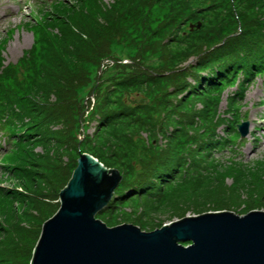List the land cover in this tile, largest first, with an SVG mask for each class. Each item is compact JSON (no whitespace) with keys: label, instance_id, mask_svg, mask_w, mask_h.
<instances>
[{"label":"rangeland","instance_id":"rangeland-1","mask_svg":"<svg viewBox=\"0 0 264 264\" xmlns=\"http://www.w3.org/2000/svg\"><path fill=\"white\" fill-rule=\"evenodd\" d=\"M37 1L0 0V43L5 41L0 53L4 64H17L21 119L13 149L4 142L5 135L0 147V264H27L44 222L60 206L59 193L79 153L120 171L115 197L141 184L163 153L186 152L194 141L183 135L171 139L160 126L176 121L174 97L183 98L176 112L186 122L194 115L187 124L194 136L201 131L197 119L206 114V99L204 93L178 97L174 77L197 66L217 46L220 34L247 33L245 22L259 25L264 20V0H76L68 19L62 13L49 18L55 3L43 5L47 11L40 14ZM198 22L199 31L191 30L190 24ZM257 30L249 29L248 41ZM54 45L58 52L51 50ZM30 50V61L21 65ZM64 74L72 82L64 83ZM237 87L234 81L225 82L210 92L216 114L250 122V132L239 139L236 151L226 149L203 162L199 155L163 187L157 180L150 193L113 201L97 217L109 227L130 223L153 231L208 212L264 211V75L255 77L240 101ZM173 92L174 97L169 95ZM119 110L121 115L104 122V116ZM20 136L25 144L15 150ZM11 156L19 167L3 168V159Z\"/></svg>","mask_w":264,"mask_h":264},{"label":"water","instance_id":"water-1","mask_svg":"<svg viewBox=\"0 0 264 264\" xmlns=\"http://www.w3.org/2000/svg\"><path fill=\"white\" fill-rule=\"evenodd\" d=\"M249 125H238L242 137ZM79 155L30 264H264L263 210L187 216L153 231L130 223L109 227L97 215L111 202L122 175L92 154Z\"/></svg>","mask_w":264,"mask_h":264},{"label":"trees","instance_id":"trees-1","mask_svg":"<svg viewBox=\"0 0 264 264\" xmlns=\"http://www.w3.org/2000/svg\"><path fill=\"white\" fill-rule=\"evenodd\" d=\"M74 1L75 3L72 4L61 3L60 0L55 2L51 13H49V18H53L59 13H62L67 19L71 17L72 14L68 12V8H73L76 5V0ZM256 17L257 16H255L254 19H256ZM49 18L47 19V23L51 20ZM254 26H256V29L258 28V30L254 39L250 42L247 40L246 36H251L249 29ZM244 27L246 28L247 33L242 30L241 32L233 31L226 35L220 34L217 36L216 39L219 40L216 44L217 46H212V50L205 52V54H203L197 61V66H194L193 69H188L190 68L188 67L181 70L180 75L178 74L174 77V79L178 81V83L175 84V91L179 93L178 97L179 95L186 96L190 93H204L207 107L206 114L205 111H203V114L197 119V127L200 126L201 131L197 132L194 136H190V131L187 130V124H190L193 121L194 115H188L190 122H186L187 120L180 114L181 111L176 112V108H180L183 98L176 99L174 97L176 92H173L172 94H169L175 99V103L173 102L172 104V112H175L178 115V118H176V121L170 125L172 128H170V126L167 127V122H162L160 127L162 131L166 132L168 137L171 139L179 138L180 135H183V139L184 137L186 139H192L194 141L192 145L187 148L186 152H182V154L177 156L176 154L179 152L163 153L156 160V164H158V166L151 169L148 174L142 176L141 179L143 180L142 182L140 181L141 184L139 183L138 185L130 188L128 193L123 194L122 196L116 195L117 197L115 196L108 206H110L113 201L126 196L129 197L133 194L150 193L151 189L155 188V182L157 180L161 181V187H163L167 180H171L173 177L177 178L181 172H185L189 166H192L193 162L198 159L199 155L200 160L202 159L203 162L208 161L210 157L214 159V155L217 152L220 153L226 149L232 153L236 151L240 138L239 132L236 128L237 123H239V116H234L232 121H229V118L221 117L219 114H216V109L212 110L211 108L215 106L214 103L216 102L215 98L211 99L212 96L210 92L218 87L221 88L222 84L225 82L234 81L238 86L235 96L236 98H239L240 101L243 98L248 85L253 81V79L258 74L264 73V20L261 21L259 25H251L245 22ZM198 29L199 28L194 29L193 31L196 32ZM220 32L221 31L219 30L218 33ZM4 42L5 41L3 40L0 44L4 45ZM53 47L54 48H51V50L56 52L58 48L56 49L55 45ZM29 52H32V54L27 53L26 57L21 59V65L24 64V66H26V64L30 61L31 55H33V50H30ZM240 73L242 74V77L238 80V75ZM159 75L161 76V74ZM159 75L152 77V79H155ZM64 77V83L71 81L67 74H64ZM190 79H193L194 81L192 82ZM17 81L18 83L20 82V74L18 72L17 64H4V58L0 53V128L5 131L4 133L9 141H12V147L16 141V125L19 120L21 121L15 88ZM70 87L72 88V84ZM206 95H209L208 101ZM235 96L232 97L234 102ZM173 97L168 98L166 104L169 105L170 102L172 103ZM231 105L234 106L233 103H231ZM125 112L128 113V111H124V113ZM23 113L24 112H21V114ZM109 114L110 113L104 116L105 123L111 122L113 117H116L117 114L121 115L122 113L119 110L118 112L111 113V115ZM199 120H201V122H199ZM23 125L26 130H29L27 123H23ZM220 126H222V130L218 129ZM168 130L172 131L168 133ZM24 141L23 137L20 136V140L17 141V147L15 150L23 146L25 144ZM234 142L236 143V146H234ZM15 158L17 159L16 156ZM9 159L10 160L5 158L3 159L2 162L5 163V165L2 164L3 168L5 167L8 170H12L19 167L13 156ZM33 250H31L29 254V261L27 264H30Z\"/></svg>","mask_w":264,"mask_h":264}]
</instances>
